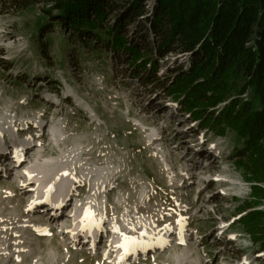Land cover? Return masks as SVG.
I'll return each mask as SVG.
<instances>
[{"label": "rangeland", "instance_id": "rangeland-1", "mask_svg": "<svg viewBox=\"0 0 264 264\" xmlns=\"http://www.w3.org/2000/svg\"><path fill=\"white\" fill-rule=\"evenodd\" d=\"M44 16L41 5L18 11L9 7V0H0V110L20 121L18 130L6 123L4 146L18 151L21 141L33 143L35 162L53 159L48 141L57 150V138L69 141V148L77 149L79 173L66 179L65 191L85 196L90 182L86 172H98L114 232L115 218L133 215L146 229L163 223V237L171 243L159 257L139 249L141 243L125 259L104 257V233L92 248V238L87 244L82 237L70 244L72 229L65 237L58 226L48 232L46 208L36 210L42 220L34 225L19 220L36 198L15 196L8 183L14 171L0 166V264H264V247L240 223L249 210L264 212V202L245 205L249 184L234 165L241 140L230 129L220 135L199 128L162 87L169 79L166 69L186 66L187 55L157 59L156 77L141 83L122 55L98 47L90 53L80 50L56 23L45 33L42 42L47 45L41 52L34 38ZM38 116L46 122L41 137L38 124L44 121ZM27 121L31 124L26 127ZM208 155L215 164L205 170L200 164ZM17 161L15 157L12 164ZM80 176L85 182L71 185ZM36 183L42 193L49 186L45 180ZM71 200L76 210L70 220L91 232L90 220L83 221L87 217L75 218L82 196ZM23 225L31 230L23 231Z\"/></svg>", "mask_w": 264, "mask_h": 264}, {"label": "trees", "instance_id": "trees-1", "mask_svg": "<svg viewBox=\"0 0 264 264\" xmlns=\"http://www.w3.org/2000/svg\"><path fill=\"white\" fill-rule=\"evenodd\" d=\"M38 5L41 52L56 23L80 50L122 55L141 83L156 77L157 59L187 55L186 66L166 69L165 94L199 128L237 135L245 205L264 202V0H9L18 11ZM240 223L264 247V212L249 210Z\"/></svg>", "mask_w": 264, "mask_h": 264}, {"label": "bare ground", "instance_id": "bare-ground-1", "mask_svg": "<svg viewBox=\"0 0 264 264\" xmlns=\"http://www.w3.org/2000/svg\"><path fill=\"white\" fill-rule=\"evenodd\" d=\"M36 118L43 121L45 120V118L41 116ZM54 118L55 116L52 117L51 121H54ZM6 123L13 124L16 130L20 127V121L17 118H11L6 115L3 110H0V155L3 153L7 154L8 152H5L6 148L4 146L8 140L7 135H5L8 132V129L5 127ZM45 123L46 122L44 121L43 123L38 124L40 137L43 135L41 131L43 130ZM30 124L31 122L27 121L25 126L27 127ZM20 133H23V131H20ZM48 135L49 134L46 133V136ZM21 142L22 145L15 154L18 158L17 162L12 164V162L8 161V158L0 159V162H7L6 164L8 167L6 172L10 173L14 171L13 178L8 181V183L11 184L10 187L12 193L20 199H30L32 197L36 198V202L34 201L31 203V207L20 215L19 220H23V222H28L29 224L34 225L42 220L39 216L35 215L37 212L36 210L38 208H46L47 211H50V216L46 220L48 232L53 231L58 226L60 228L58 233L65 237L69 234L68 231L72 229L71 233H73V238H71L70 244H73L74 241L77 242V240L79 242L81 237L87 244V239L91 240L92 238L93 245H91V248L97 244L101 237V233H104L102 237L103 242H106V253L104 254V257H106L107 254H111L117 258L125 259L121 255L114 254V251H116L115 248H123L122 245L125 244L129 245L125 251V255L127 254L128 256L132 248L137 247V245L141 243H143V247L139 249L146 250V253L151 251L154 253L157 252L156 257L161 256V252L170 246L171 241H167L163 237L164 232L163 228H161L163 223H159L157 227L158 230L156 232H150V229L146 230L145 228L146 223L138 219L135 220L133 215H128V220L119 217L115 218L114 223H116L118 231L115 230L114 232L112 229L114 225H111L107 220L110 216V212L106 209V204H104L101 199V196L106 195L107 192L100 191V185L103 182V178H100V174L98 172H86V176H89L90 182L85 196L80 193L75 194L73 192L70 193L68 191V193L65 191L67 189L63 187V184L66 179H70L71 175L74 173H79V164H77L76 157L77 149H70L69 147L71 146V143L69 141H60L57 138L56 145L59 146V150L54 147L51 141H48L46 149L49 151L53 159L35 162L33 160L35 155L31 150L33 143L26 140ZM38 156L42 157L43 153H39ZM202 162L200 165L202 169L205 170H208L211 166H213V164H215L214 160H212L209 155L207 162L204 161V164ZM37 180H45L49 184V186H46L45 192L42 193L40 190L38 191V186H36ZM77 182L81 184L85 182V179L80 176L77 181L71 183V185L75 186ZM74 196L75 198L82 196V200L78 204L80 214L75 218L78 219L80 217H87L84 218L85 220L83 221L86 223L87 220H90L89 224L93 227L91 232L87 228L83 229L82 226H78L79 223L76 224V222L70 220V217L73 216V211L76 210V205L71 200ZM34 203H37L36 208L33 206ZM68 208H71L70 212L67 211ZM67 212L68 214H66ZM61 216L65 217V220H62ZM65 228L66 230H64ZM174 229L177 230L178 227L176 226ZM30 230L31 229L28 225H23V231ZM107 233L109 234L108 238L106 237L107 235L105 236ZM152 234L155 236H151ZM125 237L129 239L125 240ZM111 238L112 240L114 239V242L110 240ZM112 243H114V245ZM70 247L71 245L68 244L64 248L69 250ZM150 248L151 250H149ZM177 248L178 247L175 246L174 248H171L170 251L175 252ZM128 256L126 258H128ZM99 264H104V261L100 260Z\"/></svg>", "mask_w": 264, "mask_h": 264}, {"label": "snow or ice", "instance_id": "snow-or-ice-1", "mask_svg": "<svg viewBox=\"0 0 264 264\" xmlns=\"http://www.w3.org/2000/svg\"><path fill=\"white\" fill-rule=\"evenodd\" d=\"M129 238H127V237H125V240H128ZM123 247H127V245L125 244V245H122Z\"/></svg>", "mask_w": 264, "mask_h": 264}]
</instances>
